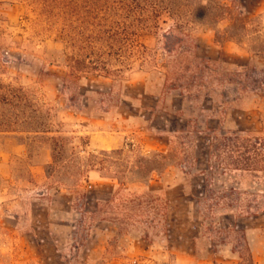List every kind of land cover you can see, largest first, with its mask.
<instances>
[{"label": "rangeland", "instance_id": "obj_1", "mask_svg": "<svg viewBox=\"0 0 264 264\" xmlns=\"http://www.w3.org/2000/svg\"><path fill=\"white\" fill-rule=\"evenodd\" d=\"M161 5L183 18L138 30L140 52L113 51L112 32L111 74L74 79L61 24L0 0V77L35 93L51 132L0 135V264H264V172L227 150L264 137V0ZM240 16L247 32L221 39ZM103 17L88 35L116 30Z\"/></svg>", "mask_w": 264, "mask_h": 264}, {"label": "trees", "instance_id": "obj_2", "mask_svg": "<svg viewBox=\"0 0 264 264\" xmlns=\"http://www.w3.org/2000/svg\"><path fill=\"white\" fill-rule=\"evenodd\" d=\"M8 2H25L30 6L41 9L42 14L49 18L56 19L57 35L64 41L67 49L78 50L80 55L68 57L70 64V76L74 78L77 74L85 71H102L106 75L111 74L109 66L104 61L106 54L102 53L106 49L102 43L106 42L105 36L114 32V45L110 48L117 49L118 54H122L128 49L140 52L142 46L137 41L138 30L156 28L157 20L162 13L170 14L178 20L183 18V9L179 7H168L161 5L163 0H6ZM80 3L87 4L85 8ZM186 8V7H184ZM211 8H206L205 16L210 20ZM219 10L225 11V15L231 17L230 10L222 7ZM116 17V30L110 32L99 31L96 38L88 35L93 28L91 21H96L100 15H104L105 20H112L108 17ZM189 16H193L192 11H188ZM213 18H217L216 15ZM75 19V21H73ZM112 22V21H110ZM1 23V21H0ZM231 26L228 31L220 34L223 40H234L238 32H247L246 22L241 18L230 19ZM111 24H114L113 22ZM183 23L177 26L181 28ZM102 25H97V27ZM77 27V28H76ZM103 30V27H101ZM78 30V31H77ZM2 25L0 24V54L4 51L2 38ZM86 35L85 36V33ZM113 36V34H112ZM98 41L100 47L95 49L94 42ZM108 48V47H107ZM98 51V54L95 52ZM115 54V53H114ZM116 55V54H115ZM99 57L97 62L92 63L91 58ZM121 58V56H119ZM121 65V60H118ZM4 69L1 64L0 72ZM120 72V71H119ZM75 79V78H74ZM264 89V84L263 87ZM45 105L37 98L35 93L23 87L5 83L0 77V135H27L37 138L40 135L51 133L48 128V114H44ZM217 141V140H216ZM227 150L229 153L238 154L236 165L246 168V171L264 172V137L254 139H241L238 136L228 139ZM240 155V156H239ZM256 169V170H251Z\"/></svg>", "mask_w": 264, "mask_h": 264}]
</instances>
